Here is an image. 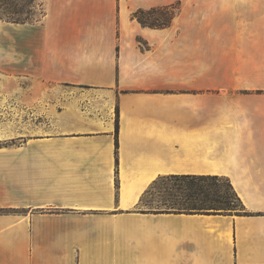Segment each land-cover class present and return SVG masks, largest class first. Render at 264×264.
Masks as SVG:
<instances>
[{"label": "crops", "instance_id": "obj_1", "mask_svg": "<svg viewBox=\"0 0 264 264\" xmlns=\"http://www.w3.org/2000/svg\"><path fill=\"white\" fill-rule=\"evenodd\" d=\"M41 2L0 18V264H264V0ZM205 177L238 208L155 197Z\"/></svg>", "mask_w": 264, "mask_h": 264}, {"label": "rangeland", "instance_id": "obj_2", "mask_svg": "<svg viewBox=\"0 0 264 264\" xmlns=\"http://www.w3.org/2000/svg\"><path fill=\"white\" fill-rule=\"evenodd\" d=\"M41 0H0V17L10 20H36L42 14ZM140 19L148 23L161 24L166 22L168 15L163 10L141 13ZM13 103H20V91H13ZM161 193L155 194L156 199L163 203L172 202L173 206L184 204L190 212H212L214 210L235 209L239 203L223 178H208L204 181L182 179L164 180L158 183ZM171 188L172 191L165 189Z\"/></svg>", "mask_w": 264, "mask_h": 264}, {"label": "trees", "instance_id": "obj_3", "mask_svg": "<svg viewBox=\"0 0 264 264\" xmlns=\"http://www.w3.org/2000/svg\"><path fill=\"white\" fill-rule=\"evenodd\" d=\"M0 18H2V17H0ZM2 19H4V18H2ZM5 20H10V19H5ZM10 21H14V22H24V21H27V20H24V19L16 20V19H14V20H10ZM141 21L144 22V23H148V22H146V21H144V20H142V19H141ZM164 23H166V22H163V23H161V24H164ZM149 24L157 25L156 23H149ZM208 178H215V179H218V178H216V177H205L204 180H205V179H208ZM233 193H234V192H233ZM234 195H235V194H234ZM235 197H236V196H235ZM236 199H237V197H236ZM173 208H174V210L181 211V210L191 209V208H194V207H187V206H184V204H178V206H173Z\"/></svg>", "mask_w": 264, "mask_h": 264}]
</instances>
